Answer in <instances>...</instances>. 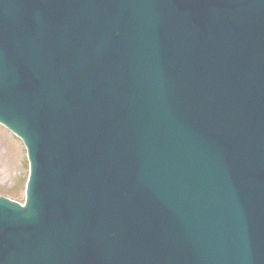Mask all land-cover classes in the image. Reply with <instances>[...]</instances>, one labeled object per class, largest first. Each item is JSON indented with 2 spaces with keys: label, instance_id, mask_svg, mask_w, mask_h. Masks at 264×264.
Instances as JSON below:
<instances>
[{
  "label": "water",
  "instance_id": "obj_1",
  "mask_svg": "<svg viewBox=\"0 0 264 264\" xmlns=\"http://www.w3.org/2000/svg\"><path fill=\"white\" fill-rule=\"evenodd\" d=\"M80 2L84 0L72 1L74 13L70 7L63 10L67 0H45L43 27L36 34L3 32L8 40L0 43V56L11 54L17 61L9 66L7 59L0 60V121L25 139L33 174L27 206L0 196V264H123V242L113 233L128 220L121 200L109 207L114 199L105 194L104 182L110 179L105 171L116 163L122 137L136 156H143L136 145L145 148L168 124L158 108L169 103V87L159 75L160 58L156 56L150 70L142 64L146 73L139 64L143 48L160 55L149 42L154 39L150 26H141L139 36V30L120 31L112 25L100 36L108 25ZM73 25L76 33L58 47ZM132 50V71L142 80L126 84L112 68ZM48 163L60 176L50 175ZM72 187L81 195L79 204L89 206L86 216L96 210L98 220L90 217L74 224L66 213L68 201L60 194L74 193ZM10 208L22 212L21 219L15 213V218L4 219ZM12 221H24L21 235L11 228Z\"/></svg>",
  "mask_w": 264,
  "mask_h": 264
},
{
  "label": "rangeland",
  "instance_id": "obj_2",
  "mask_svg": "<svg viewBox=\"0 0 264 264\" xmlns=\"http://www.w3.org/2000/svg\"><path fill=\"white\" fill-rule=\"evenodd\" d=\"M21 141L0 125V194L23 202L28 164ZM23 162V163H22Z\"/></svg>",
  "mask_w": 264,
  "mask_h": 264
},
{
  "label": "bare ground",
  "instance_id": "obj_3",
  "mask_svg": "<svg viewBox=\"0 0 264 264\" xmlns=\"http://www.w3.org/2000/svg\"><path fill=\"white\" fill-rule=\"evenodd\" d=\"M246 231V230H245Z\"/></svg>",
  "mask_w": 264,
  "mask_h": 264
}]
</instances>
